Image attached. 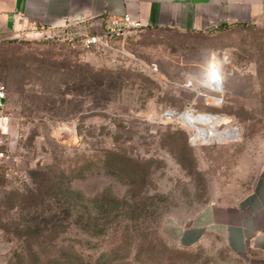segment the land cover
<instances>
[{"label": "rangeland", "instance_id": "rangeland-1", "mask_svg": "<svg viewBox=\"0 0 264 264\" xmlns=\"http://www.w3.org/2000/svg\"><path fill=\"white\" fill-rule=\"evenodd\" d=\"M89 33L0 40V264L25 254L19 228L44 193L59 197L43 205L109 216L58 220L45 255L33 245L39 259L20 264H264V252L236 254L212 235L186 248L165 232L237 204L264 178V27L138 29L85 48ZM153 235L159 252L148 255L139 244Z\"/></svg>", "mask_w": 264, "mask_h": 264}, {"label": "crops", "instance_id": "crops-1", "mask_svg": "<svg viewBox=\"0 0 264 264\" xmlns=\"http://www.w3.org/2000/svg\"><path fill=\"white\" fill-rule=\"evenodd\" d=\"M125 14L139 19L142 29L263 28L264 0H0V40L39 37L70 25L92 33L109 17ZM165 232L180 247L212 235L236 254L264 252V178L237 204L208 205L189 223L168 222Z\"/></svg>", "mask_w": 264, "mask_h": 264}, {"label": "trees", "instance_id": "trees-1", "mask_svg": "<svg viewBox=\"0 0 264 264\" xmlns=\"http://www.w3.org/2000/svg\"><path fill=\"white\" fill-rule=\"evenodd\" d=\"M83 46L85 48L92 47L86 46L84 43ZM67 195H65L66 200L68 199V197H66ZM32 197L37 199L36 195L33 193ZM56 197L59 196H57L56 194H41L38 202L36 201L35 204H32L25 209L26 215L29 217L31 222L19 228L20 232H18L19 235L17 236H19L20 239L23 238V242L25 245V254L21 253L17 255V264L23 263V261L25 260V256H33L37 260L39 259L38 254L33 252V245H36L40 248L39 254L45 255L47 249L45 243L41 241V238L44 236H48L49 238L51 235L52 237L56 236V234L58 233L57 230L59 229L57 225L58 220H70L72 218H77L79 220L80 218H84L86 226L90 227L97 225L99 222H103L109 216L107 210H104L102 213L104 215L99 218V216L95 215L93 210L85 208L81 210L76 208L75 206L70 205V203H67L64 208H52L48 205L42 204L47 198L56 199ZM0 238L4 239L1 235ZM156 240L157 239L154 235L150 236L147 241L141 242L139 244V247H142L141 250L148 255L158 253L159 248L157 246ZM131 246L132 242L130 244V247Z\"/></svg>", "mask_w": 264, "mask_h": 264}, {"label": "built area", "instance_id": "built-area-1", "mask_svg": "<svg viewBox=\"0 0 264 264\" xmlns=\"http://www.w3.org/2000/svg\"><path fill=\"white\" fill-rule=\"evenodd\" d=\"M143 23L136 18L125 14L123 17H109L101 31H96L85 35L83 43L86 46H93L96 44L109 45L112 39H119L121 36L129 31L138 30L143 28ZM46 39L53 38L52 32L46 30L43 32ZM7 102V91L0 81V133L5 134L9 129V116L5 113L4 109ZM9 155L6 151L0 150V162L7 159Z\"/></svg>", "mask_w": 264, "mask_h": 264}, {"label": "bare ground", "instance_id": "bare-ground-1", "mask_svg": "<svg viewBox=\"0 0 264 264\" xmlns=\"http://www.w3.org/2000/svg\"><path fill=\"white\" fill-rule=\"evenodd\" d=\"M176 115H180L179 113H176ZM213 119H214V122L216 121L217 117L216 116H212ZM181 118L183 119V121H185L186 123L188 124H192L195 122V125H198L196 122L197 118L193 115H189V114H182L181 115ZM201 131H202V135L208 139V140H211V139H214L215 138V135H216V132L213 128H202L200 127ZM220 138H222L223 136L222 135H219Z\"/></svg>", "mask_w": 264, "mask_h": 264}, {"label": "water", "instance_id": "water-1", "mask_svg": "<svg viewBox=\"0 0 264 264\" xmlns=\"http://www.w3.org/2000/svg\"><path fill=\"white\" fill-rule=\"evenodd\" d=\"M169 114H172L171 112H168Z\"/></svg>", "mask_w": 264, "mask_h": 264}]
</instances>
